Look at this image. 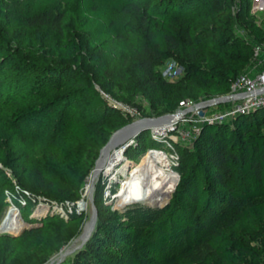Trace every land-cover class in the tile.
<instances>
[{"label": "rangeland", "instance_id": "obj_1", "mask_svg": "<svg viewBox=\"0 0 264 264\" xmlns=\"http://www.w3.org/2000/svg\"><path fill=\"white\" fill-rule=\"evenodd\" d=\"M57 1L61 2L63 9L59 32L28 24L30 17L39 11L33 0H0V70L2 77L5 76L1 91L4 94L9 92L7 100L17 98L16 102L3 99L0 106V176L10 183L0 198V248L4 252V264H70L82 252L92 264H124L122 259L132 244L146 233L174 199L183 200L178 197L183 171L177 150L179 147L192 150L196 136L188 133L195 124L196 113L187 110L181 102L204 103L208 116L230 110L232 106L216 103L215 99L226 93L215 84L204 89L177 86L173 105L166 110H153L141 97H135L132 105L124 104L120 100V88L134 76L129 61L138 46L136 39L126 35L123 40L104 39L93 44L90 41L91 27L79 18L76 0ZM200 1L192 2L180 16L191 27L197 43L196 53L203 64L214 58L217 33L212 28L223 23L224 14L234 17L235 35L249 41L253 49L262 47L264 0H227L226 11L208 19L199 17L193 9ZM96 2L118 25L127 21L124 16L111 11L107 0ZM153 3V8L162 16L166 4L158 0ZM156 36L163 46L161 32ZM97 57L108 65V81L99 76ZM39 67L52 72H42ZM261 67L263 65L252 56L246 71L254 73ZM161 71L166 79L178 78L171 79L164 65ZM178 74L182 75L179 66ZM37 80L58 83L60 87L48 96L60 92L75 93L72 115L85 120H100L97 141L72 142L65 130L57 131L52 123L38 137L22 138L15 133L11 125L16 120L32 119L33 109L38 104L32 99L39 93ZM106 105L113 109L106 110ZM172 116H176L175 120L167 124V119ZM224 121H208V124ZM136 123L139 124L132 133L124 132ZM52 140L68 155L63 161L77 155L73 157L77 161L73 165L78 166L73 170L77 172L86 163L83 158L95 154L75 198L58 196L48 188L52 181L45 178V173L48 167L53 169L56 166L49 151ZM112 143L113 147L104 155ZM153 151L166 158L168 174L174 175L176 181L170 183V190L161 201L153 200L154 196L146 192L142 200L125 202V197L118 194L122 191L127 170L141 159L149 158ZM108 155H117L118 159L112 162ZM193 162L192 156L186 165L191 167ZM43 181L48 186H41ZM20 183L36 192L22 188ZM189 183L198 185V209L205 199L198 170L193 171ZM131 184L130 191L140 189V178L133 179ZM53 195L59 198L53 199ZM80 203L84 206L81 207ZM9 212L16 214L20 223L16 231L3 229ZM24 230L32 231L27 240H24ZM240 239L252 247L259 261L264 263V217L251 220L248 227L241 230ZM237 256L243 263L250 262L246 255L237 253Z\"/></svg>", "mask_w": 264, "mask_h": 264}, {"label": "trees", "instance_id": "obj_2", "mask_svg": "<svg viewBox=\"0 0 264 264\" xmlns=\"http://www.w3.org/2000/svg\"><path fill=\"white\" fill-rule=\"evenodd\" d=\"M33 1L39 11L30 17L28 24L59 32L63 19L61 2ZM154 1L107 0L112 12L127 19L118 25L108 12L98 6L96 0H76L79 18L91 27L90 41L93 44L104 39L123 40L126 35L136 39L138 46L129 61L134 76L120 88V100L132 105L135 97H141L157 111L172 107L177 86L204 89L215 84L227 93L236 76L245 72L250 65L254 50L249 41L235 35L234 17L229 13L224 14L223 23L212 28L217 33L214 58L208 64H203L196 53L197 43L191 27L180 16L196 0H158L166 4L162 16L153 8ZM226 4L227 0H201L193 9H196L194 11L199 17L208 19L224 13ZM157 32L162 34L163 46L157 39ZM168 60L182 69V75L175 80L166 79L161 71ZM96 62L99 76L108 81V65L101 57H97ZM38 70L52 72L43 67ZM1 74L2 70L0 106L3 99L7 102L17 101L14 97L7 100L8 91L2 93L5 76ZM40 81H36L40 84L39 93L32 98L38 103L33 109L32 119L16 120L11 125L15 133L22 138L38 137L52 123L57 131L65 130L72 142L97 141L100 120H85L72 115L75 93L60 92L48 96L60 86L56 81ZM87 91L91 95V90L87 88ZM105 109L113 108L106 105ZM263 125L264 107L237 115L229 122L215 125L203 122L192 150L187 151L183 147L177 150L183 171L178 197L183 200L174 199L146 233L132 244L122 259L124 264H264L259 261L256 251L240 239L241 230L248 227L251 220L264 217ZM57 145L52 140L49 146L51 161L56 166L53 169L48 167L45 173V178L52 181L51 185L48 183L51 186L48 188L58 196L75 198L95 154L84 157L86 163L77 172L73 170L78 167L73 165L77 162L73 157L77 155L63 161L68 155ZM192 156L194 164L188 167L186 161ZM195 170L202 176V190L205 193L204 203L198 209V185L194 183L191 186L189 183ZM9 184L6 178L0 176V198ZM20 186L36 192L30 186L21 183ZM41 186L48 185L43 181ZM57 195H53V199L59 198ZM31 232L23 231L24 240L29 238ZM237 253L248 256L250 262H241ZM87 258L82 252L70 264H92L91 259ZM0 264H4L2 248Z\"/></svg>", "mask_w": 264, "mask_h": 264}, {"label": "built area", "instance_id": "obj_3", "mask_svg": "<svg viewBox=\"0 0 264 264\" xmlns=\"http://www.w3.org/2000/svg\"><path fill=\"white\" fill-rule=\"evenodd\" d=\"M253 59L258 61V64L263 65L260 70L249 73L242 72L236 76L232 84L230 85L229 91L218 97L216 103H229L231 109L223 112H214L212 116H208L205 112L207 107L204 103L195 104L192 101L181 102L182 106H185L187 110L196 113V117L193 122L192 131L189 134L196 136L200 131V126L203 122L209 121H224L228 118H233L237 115L249 113L255 111L261 107H264V43L262 47L254 48ZM166 74L171 78L175 79L180 77L178 74V65L169 60L164 64ZM162 73H164L162 71ZM202 111V115L199 114Z\"/></svg>", "mask_w": 264, "mask_h": 264}, {"label": "bare ground", "instance_id": "obj_4", "mask_svg": "<svg viewBox=\"0 0 264 264\" xmlns=\"http://www.w3.org/2000/svg\"><path fill=\"white\" fill-rule=\"evenodd\" d=\"M176 118L175 117H169L167 119V124L170 122L174 121ZM163 120H156L153 121L152 123H157L164 121ZM139 123L134 124L124 132H129L132 133L133 130L136 129L137 125ZM122 133H120L121 135ZM117 141V140H116ZM115 143V142H114ZM114 143H112L105 151L104 155H107L110 149L113 147ZM111 158V161L113 162L114 160L118 159V156H109ZM167 160L166 158L159 153L158 151H153L150 154L149 158L141 159L136 166H134L132 169L129 171L127 170L126 178L123 180V185H122V191L118 194L119 197H125L126 201L125 202H133V201H138L142 200V196L146 194L153 195V200L154 198H157L158 200H162L167 193L169 192V186L171 182H175L176 178L174 175H169L168 169H167ZM135 178H140L141 185L140 189L136 191H130V185L133 182V179ZM139 187V186H138ZM144 193V194H143ZM149 198V197H148ZM145 199V198H144ZM150 199V198H149ZM124 202V203H125ZM80 206L83 207L84 204L80 203ZM3 229L5 230H10V231H16L20 227L19 221H17V216L13 212H9V215L6 216L3 222Z\"/></svg>", "mask_w": 264, "mask_h": 264}, {"label": "water", "instance_id": "obj_5", "mask_svg": "<svg viewBox=\"0 0 264 264\" xmlns=\"http://www.w3.org/2000/svg\"><path fill=\"white\" fill-rule=\"evenodd\" d=\"M199 114L202 115L203 114L202 111H199Z\"/></svg>", "mask_w": 264, "mask_h": 264}]
</instances>
